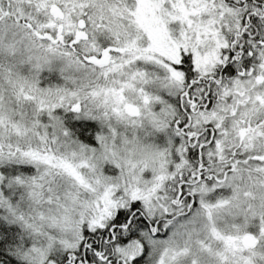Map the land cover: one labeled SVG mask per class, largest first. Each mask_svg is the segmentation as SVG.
Returning a JSON list of instances; mask_svg holds the SVG:
<instances>
[{
    "label": "snow or ice",
    "instance_id": "snow-or-ice-1",
    "mask_svg": "<svg viewBox=\"0 0 264 264\" xmlns=\"http://www.w3.org/2000/svg\"><path fill=\"white\" fill-rule=\"evenodd\" d=\"M0 264H264V0H0Z\"/></svg>",
    "mask_w": 264,
    "mask_h": 264
}]
</instances>
